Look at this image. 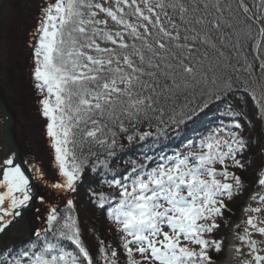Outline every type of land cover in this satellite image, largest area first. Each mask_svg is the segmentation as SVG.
Segmentation results:
<instances>
[{
    "label": "snow or ice",
    "instance_id": "snow-or-ice-1",
    "mask_svg": "<svg viewBox=\"0 0 264 264\" xmlns=\"http://www.w3.org/2000/svg\"><path fill=\"white\" fill-rule=\"evenodd\" d=\"M29 46L57 179L11 147L0 158V264H215L246 190L245 125L264 123V0H43ZM209 109L216 120L194 139L158 147ZM125 142L143 162L124 160ZM114 159L129 167L113 172ZM86 171L113 190L88 189L116 237L95 252L75 203ZM241 211L233 264H264V165Z\"/></svg>",
    "mask_w": 264,
    "mask_h": 264
},
{
    "label": "rangeland",
    "instance_id": "rangeland-1",
    "mask_svg": "<svg viewBox=\"0 0 264 264\" xmlns=\"http://www.w3.org/2000/svg\"><path fill=\"white\" fill-rule=\"evenodd\" d=\"M0 18L5 27H0V96L2 103L14 117L12 128L15 143L20 150V161L35 162L45 173V179L53 182L57 179L53 165V150L46 136V120L40 114L39 97L32 80L30 34L36 26L43 0H1ZM5 113L0 108V119ZM5 126L0 122V158L8 152L5 140ZM25 165L24 167H29ZM35 193L45 198L46 204L58 203L57 194L44 184L34 180ZM248 199H246V203ZM45 204L33 203L41 212ZM30 212L27 220L33 229L40 226L36 216ZM231 237V234H230ZM229 237V239H230ZM229 244L225 258L228 254Z\"/></svg>",
    "mask_w": 264,
    "mask_h": 264
},
{
    "label": "trees",
    "instance_id": "trees-1",
    "mask_svg": "<svg viewBox=\"0 0 264 264\" xmlns=\"http://www.w3.org/2000/svg\"><path fill=\"white\" fill-rule=\"evenodd\" d=\"M36 96L40 99L38 94H36ZM245 98V95L241 94L237 99H234L232 103L237 109H240ZM251 115L252 114L249 111L248 117L251 118ZM215 120V110L209 109L197 117L193 122H190L187 126L183 127L179 136L170 133V138L164 140L158 147L163 148L165 152L171 153L179 148L184 142L194 139L198 134L207 129L209 125L213 124ZM245 136L249 140L250 147L244 154L246 170L239 174L245 182L246 190L243 195L234 198L230 203L229 207L233 210L234 215L225 213L227 219L225 223L221 225L220 231L216 234L217 237L224 236L226 239L224 250L218 255L213 254L215 264L223 261L225 258L232 226L240 221L242 216V206L254 191L257 173L261 166L264 165V123H261L259 120H253L251 125L246 124ZM138 151V148H130L126 144L125 150L120 153V155L124 157L125 161L137 160V162H143L138 158ZM128 167L129 165L124 162H119L116 159L112 161V170L115 173H121ZM105 175L110 177L111 173H106ZM101 179L102 177L99 172L92 173L91 171H86L83 183L78 193L75 194L76 211L79 216L83 237L85 243L93 250V252H95L98 240L103 239L105 242H111L113 244L116 240V237L112 232V226L107 220L104 210L97 208L89 199V187L95 189L97 192L110 193L113 191L106 186H102Z\"/></svg>",
    "mask_w": 264,
    "mask_h": 264
},
{
    "label": "water",
    "instance_id": "water-1",
    "mask_svg": "<svg viewBox=\"0 0 264 264\" xmlns=\"http://www.w3.org/2000/svg\"><path fill=\"white\" fill-rule=\"evenodd\" d=\"M0 2H1V0H0ZM0 27H2L1 24H0ZM0 108L4 111V113H5V110L7 112V121H5L3 119L2 122L4 123V126H5V128H4L5 135L4 136H5V140L7 142V145H8V147H7L8 148V151H9V148L11 147V149L14 150L16 152V154H17V160L19 162H21L20 161V150H19V147L15 143V136H14V133H13V130H12V128L14 126V117L8 111L7 107L4 106V104L2 103L1 96H0ZM22 166L24 167V164L23 163H22Z\"/></svg>",
    "mask_w": 264,
    "mask_h": 264
},
{
    "label": "bare ground",
    "instance_id": "bare-ground-1",
    "mask_svg": "<svg viewBox=\"0 0 264 264\" xmlns=\"http://www.w3.org/2000/svg\"><path fill=\"white\" fill-rule=\"evenodd\" d=\"M2 2V1H1ZM1 2H0V5H1ZM0 11H1V9H0ZM2 19L0 18V24L3 26V27H5L4 26V24L2 23ZM0 122H2V119H0ZM221 264H233V260H232V257H231V253H230V251H229V248H228V254H227V258H226V260L223 262V263H221Z\"/></svg>",
    "mask_w": 264,
    "mask_h": 264
}]
</instances>
